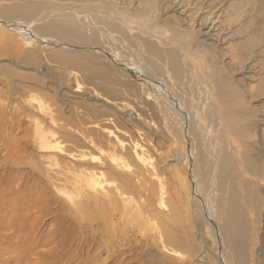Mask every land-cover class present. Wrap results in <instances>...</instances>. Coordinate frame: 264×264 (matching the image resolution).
<instances>
[{"label":"rangeland","instance_id":"obj_1","mask_svg":"<svg viewBox=\"0 0 264 264\" xmlns=\"http://www.w3.org/2000/svg\"><path fill=\"white\" fill-rule=\"evenodd\" d=\"M93 1L0 0V25L27 12L8 9L36 2L44 5L40 15L73 16L98 39L95 49L33 48L0 26V264H224L212 229L198 217L182 115L137 76L146 59L156 66L155 81L186 102L192 145L218 159L228 155L242 169L249 210L257 211L258 235L248 241L256 262L248 264H264V0ZM152 36L165 58L149 56L143 42ZM171 51L185 89L174 80ZM82 153L105 162L114 154L130 165L143 158L156 198L135 175L116 173L117 185L138 187L132 197L147 209L121 210L107 228L103 221L86 226L74 202L88 190L86 176L103 167L79 160ZM167 231L178 244L163 240Z\"/></svg>","mask_w":264,"mask_h":264},{"label":"bare ground","instance_id":"obj_2","mask_svg":"<svg viewBox=\"0 0 264 264\" xmlns=\"http://www.w3.org/2000/svg\"><path fill=\"white\" fill-rule=\"evenodd\" d=\"M65 1H67V0H65ZM71 1H73V0H71ZM93 2H95V0ZM34 3L38 4V5L37 6H35V5H29L28 6V4H25V6L27 5L26 7L21 6V7L10 8L7 10V11H9L8 14L23 12L24 10H27V12H26V14H24V17L22 19L18 20L17 22L7 21L5 23H1L0 26L3 28L5 36H7L10 39L11 38L15 39L16 37H20L27 46H29V47L32 46L33 48H36L34 46H39L40 48H43V49L44 48H50V47H58V48H61L63 50L65 48H80V47H78V44H80L82 47H85L87 49H93V48L95 49L96 48L95 45H96V42H98L97 41L98 39L96 36H94L95 35L94 32H93L94 35H92V33L90 35L88 34L89 28L86 25L83 26L82 23L80 21L76 20L75 18H73V16L70 17V16H66L65 14H63L64 16L59 15V17L57 19H56V16L55 17L50 16L52 13L49 16L40 15L41 13L39 10L43 9L44 5L36 3V2H34ZM69 6H71V5H69ZM73 7H74V5H73ZM73 7H71V8H73ZM76 7H78V6H76ZM79 7H81V6H79ZM82 8L83 7H81V9ZM54 11H56V9H54ZM93 11H92V13H93ZM2 14L5 15V14H7V12L4 11V12H2ZM119 14H122V13H119ZM61 16H63V17H61ZM97 21H99L100 23H105V21H103L101 19L100 20L98 19ZM97 21H95V22H97ZM123 22H121V25ZM119 24L114 23V24H111V26L114 27V29L116 30L117 33H119V35H123L124 30L122 29L121 25H119ZM186 26H187L186 28L189 29L188 25H186ZM127 31L128 30H126V32ZM103 32H106V31H103ZM126 32H125V34H126ZM89 33H90V31H89ZM6 34H10L11 36L10 35L8 36ZM96 34H98L97 31H96ZM105 34H107V32ZM12 35H14L15 37ZM126 35L128 36V33ZM91 36H92V38H91ZM107 36H109V35H107ZM50 38H56L57 42H55V43L52 42ZM109 40H108V42H109ZM62 42L64 44H62ZM69 42H73L74 44L70 45L71 43H69ZM104 42H105V40H104ZM140 43H142V41ZM143 43H144V46H145V48H146V50H147V52L151 58H154V57L155 58H165V56L167 55V53L164 50H161L159 48L160 43L158 42V38H155V36H152L151 40L150 39L145 40ZM97 49H100L102 52L105 53V55L107 54L113 61H115V62L119 61V58L115 54L110 53L106 49H102V48H97ZM173 54H175L173 51H171L168 54V56L170 55L168 57V61H169V59L171 61L170 65L172 66V71L174 72V76H175L174 80H176V82L182 81L183 84L180 83L179 86H181L183 89H185L184 75L180 69L178 58H176V56ZM53 58H54V60H59V57L53 56ZM145 64H146V67L144 69L143 68L144 66L142 67V64L140 63L142 68L139 67V70H141L142 72H139L137 70V72L139 73L137 76L144 78L145 81H147L151 86H155L157 90H160V93L161 92L164 93V95H166V97L169 98L170 102L175 106L176 110L182 115L183 129H186V133H185L186 139H187L188 145L190 146L189 154H191V155H188V156H189V160L191 159L189 162V166H190L191 170H189V171H191L190 179H191V183L193 184L192 192H193L194 200H196L195 202L199 206L198 209L201 210L200 213L198 214V217H201V219H204V222L208 225V228L210 227L212 229L213 236L217 242L216 244L218 246V252L220 251V254H221V257L224 261V264H233L232 260H234V259H236L238 261V264H248L249 261L256 262V259L253 256V253L255 251V249H254L255 245L252 243L253 241H251L248 244V241L251 238H254L258 235V233H257L258 228L254 224V218L256 217L257 211L256 210H249V208L252 206L253 203H252V200L250 198L248 189L247 190L245 189V186H248L247 181L245 180L246 183L244 182L245 185H243V183L241 181L242 177L238 176L241 173L242 169L237 168L234 161H233L234 159L230 158V156L227 157L228 155L222 156L220 159H218L219 157L215 158L216 155L211 154V156H214L212 158L210 155L204 154L205 149H203L204 153L201 151V147H200L201 145L198 148H195V146L192 145V142L188 139L189 136H187V134L190 133V129H191V127L189 126L190 125L189 122L192 120L190 118L191 115H189L187 112L186 102L184 100H180L177 95H172V92L170 89H168V86L164 85L159 80L155 81L154 71H156V66L152 60L146 59ZM150 65L152 68L150 67ZM143 69H144V71H143ZM186 71H185V73H186ZM169 72H170V74H172L171 71H169ZM156 79H157V77H156ZM189 79H190V77H189ZM191 83H192V81H191ZM162 95H160V96H162ZM211 107H212V105H211ZM214 122L215 121H213V124H214ZM236 122H237V120H236ZM216 133H217V131H216ZM43 142H44V140H43ZM40 145H41V143H40ZM44 147L50 148L49 145H45ZM257 148H258V146H257ZM58 149L62 151L61 148H58ZM238 152L240 153V151H238ZM178 153L179 152L177 151L176 155L180 156L179 155L180 153L179 154ZM88 156L89 155L82 153L78 156V159L83 161V162L84 161L89 162V165H92V166L100 164L101 168L103 167V171L102 170L99 171L98 172L99 174H98L92 169L93 172L91 174H89L88 176H86L87 177V179L85 181L86 185L84 187H85V189L87 188L88 190H87V192H84L83 193L84 195H81L76 202H74V203H76V210L73 212V214L76 213L75 217H76V215H78L79 217L81 216L80 218L82 219V221L85 223L86 226H92L94 223H97L99 221H103V223H104L103 226H106V228H107L110 225L109 220L112 219V217H114L115 215L120 214L121 210L123 212V210H146L147 209V208L145 209L142 205L137 206V201L135 202L134 197H132L133 193L136 191L137 186L131 185L130 187L126 188V186L124 185V187H121V186H119L120 184L119 185L116 184V183H121V181L114 176V174H116V173L119 176L120 174H122V172H124V173L127 172L128 174L130 173L132 175H135L136 178L138 179V185H140L143 188V190H145L148 193L149 197H152V196L155 197L156 192L154 189H151L153 186H150L149 188L146 187L148 177L146 176V171H145L146 169H144L145 167L143 166V165H146L145 160L143 158L139 157L138 162L135 159L133 164L130 165L128 162L132 163L131 161L126 162L125 159H123V158L121 159V157H117L114 154L110 155V156L108 155L107 158H109V162L108 161L105 162L104 160L102 161L100 159L101 157L98 158V157H94L93 155H91V157L90 156L88 157ZM182 157H183V154H182ZM253 157H255V156H253ZM235 160H237V159H235ZM254 160H256V159H254ZM95 168L97 169L98 166ZM149 171H151V170L149 169ZM153 174L151 176L154 177ZM243 175H244V173H243ZM151 176H150V178H151ZM145 177H147V179ZM125 181L127 182V180H125ZM161 181L163 182V180H161ZM128 182H132V181H128ZM154 183H156V180ZM112 184L115 185L114 189L111 187ZM150 184H152V182H150ZM156 185L157 184H155V186ZM161 185L162 184L160 182V185H159L160 191H163V188ZM128 186H129V184H128ZM157 187H158V185H157ZM244 192H247V195L245 197V202L243 200ZM251 195L253 196V194H251ZM157 196H159V195H157ZM120 198L123 200V202H122V203H124L123 207L121 206L122 204H119ZM146 203H148V199H147ZM144 206H146V205H144ZM151 206H152V204H151ZM212 206H213V208H212ZM210 209L212 210L213 213L211 212ZM128 213L131 215V211ZM72 215H70V216H72ZM125 217L126 216H124V218ZM137 217L141 218L140 214H138ZM73 218L74 217H71V220ZM144 223H145V221H144ZM111 229H112V226H111ZM161 237L163 238V240H166V242L168 244H178L177 238L169 231H167L164 234V236L162 235ZM258 264H259V262H258Z\"/></svg>","mask_w":264,"mask_h":264}]
</instances>
